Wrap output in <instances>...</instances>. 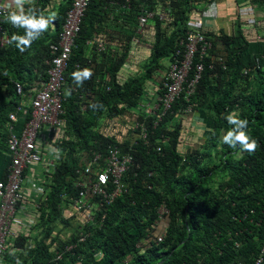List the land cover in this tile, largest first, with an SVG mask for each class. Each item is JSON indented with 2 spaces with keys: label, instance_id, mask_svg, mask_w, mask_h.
<instances>
[{
  "label": "trees",
  "instance_id": "1",
  "mask_svg": "<svg viewBox=\"0 0 264 264\" xmlns=\"http://www.w3.org/2000/svg\"><path fill=\"white\" fill-rule=\"evenodd\" d=\"M213 1L91 0L64 75L63 136L54 142L58 155L51 171L44 172L43 195L36 203L39 220L32 229L36 234H18L15 253H6L8 263L256 264L264 249V43L248 49L240 27L230 33L207 32L212 47L188 96L193 110L203 116V128L188 130L176 120L178 110L188 104L182 93L162 122L154 128L147 125L146 139L134 130L143 120L135 110L146 85L166 70L179 49L191 12ZM249 1L264 8V0ZM71 3L34 0L21 10L32 20L47 19L49 25L24 52L17 41L0 50V130L20 104L15 84L25 94L38 79L47 80L50 45L57 41ZM144 9L165 18L155 17L136 36ZM11 13L2 23L9 41L13 35H26L25 28L10 22ZM126 25L134 29L125 31ZM146 34L148 58L138 74L122 80V68L134 63L132 39ZM89 41L95 43L93 52ZM85 68L92 76L77 84L72 74ZM231 113L248 121L244 131L249 142H257L255 151L222 143L223 135L235 127L225 119ZM27 120L19 116L17 123L22 126ZM109 148L133 158L120 180L121 193L101 206L98 197L86 211L73 209L81 190L77 183L93 175L84 173L92 156L105 155ZM111 190L114 185L109 183ZM161 207L168 213L160 216ZM162 224L164 233L158 232ZM159 235L163 238L157 242Z\"/></svg>",
  "mask_w": 264,
  "mask_h": 264
},
{
  "label": "built area",
  "instance_id": "2",
  "mask_svg": "<svg viewBox=\"0 0 264 264\" xmlns=\"http://www.w3.org/2000/svg\"><path fill=\"white\" fill-rule=\"evenodd\" d=\"M90 2L91 0H72L58 33L57 41L50 45L52 58L49 62L47 80L31 100L29 112L23 111L21 106L16 107L18 112L23 111L22 114L28 117V120L19 133L15 132L13 127L10 128L7 143L10 162L5 178L0 179V256L5 251L8 241L17 238L19 232L23 230L19 221V208L25 201V194L22 190L23 175L28 167L43 160V154L36 150L40 133L47 130L48 134L54 136L63 126L64 75ZM11 12L12 9L0 0V50L9 43L2 23ZM198 14L194 21L188 22L186 37L179 42V49L166 64L162 92L156 93L153 97L144 92L138 101L135 111L141 115L143 120L135 124L134 130H139L141 139H146L147 125L151 124L154 128L162 122L166 113L180 99L182 93L186 94L185 99L188 103V96L193 94L201 79L204 70L202 61L208 55L212 42L211 38L206 36L208 31L205 21L200 13ZM155 17H158L160 21L165 18L161 13L144 9L137 19L138 34ZM16 91L18 95L22 94V87L19 84H16ZM178 111H183L185 114L192 113L193 105L188 103ZM8 119L15 123L18 121V115L11 113ZM157 150L159 151L160 148L158 147ZM132 162V156L121 153L118 148H109L105 155L94 154L91 163L84 170L85 174L92 173L93 175L86 176L85 180L77 183L81 190L72 208L77 211H86L88 205L95 206V199L98 197L100 199L97 206L112 201L121 193L123 186L120 180ZM90 166L94 167L93 170ZM109 183L114 185V190L107 191ZM259 262L260 260L257 264Z\"/></svg>",
  "mask_w": 264,
  "mask_h": 264
},
{
  "label": "crops",
  "instance_id": "3",
  "mask_svg": "<svg viewBox=\"0 0 264 264\" xmlns=\"http://www.w3.org/2000/svg\"><path fill=\"white\" fill-rule=\"evenodd\" d=\"M13 11H18L19 9L22 10L26 5L31 4L34 0H22V3L19 5V9L14 3V0H3ZM205 2H202L197 9H200L195 12H191L189 15V21H194L198 13L203 17L206 25V30L209 33L215 34L219 32L220 29L226 31L227 33H230L233 31V29L236 31L238 27H240L243 32L245 33L246 29H249V23L254 24V30L256 27L259 29V34L264 35V9L263 7H259L257 5H253L250 3L249 0H214L210 4L206 5ZM254 9V10H253ZM255 9H260L255 10ZM194 14V15H193ZM254 21V22H253ZM125 23V22H124ZM151 22H149L150 24ZM240 24V25H239ZM239 25V26H238ZM122 30V27L119 28ZM125 31H130V29H134L131 26L126 25L124 27ZM123 29V30H124ZM110 33H112L111 30H109ZM135 35L139 36L138 30L135 31ZM246 37V33L244 34ZM118 36V35H117ZM252 36V35H251ZM250 36V37H251ZM255 36H258L256 33ZM119 37V36H118ZM149 34H146V36H141V40L137 38H133L131 41V47L133 48V51H135L133 54L135 56H132V60L134 63H127L125 67L122 68V72L120 74V78L122 80L127 79L130 76H134L138 74L140 66L143 64V62L148 58V50L151 49L150 46V38ZM264 37V36H263ZM263 37L258 36L257 39L264 40ZM123 39H125L123 37ZM253 40V39H252ZM264 43V42H263ZM93 47V42L88 44V48L91 52V49ZM132 51V50H131ZM144 53L143 55H140V53ZM144 51V52H143ZM93 52V49H92ZM165 71L162 73V77L164 76ZM159 75H156V78H152L149 84L151 85L150 88H145V92H147L150 96H155V90L159 88ZM43 82L42 80L35 81L32 86L27 90V93L23 94L20 104L23 105L24 109L26 111L29 110L31 105V100L36 94V92L39 90V88L42 86ZM20 116V114H19ZM14 126L18 131H20L22 126L16 124L7 123L5 128L0 130V179L3 178L6 174L7 165L9 162V155L6 151V137L10 133V127ZM9 129V132L7 133ZM6 135V136H5ZM63 136V129H59L57 133L54 136H51L47 133V130H43L40 133V137L38 140V150L41 154L44 155V160L40 165H36V167L33 169H29L25 177L28 182H33L34 184H37V188L32 190V186L30 184H26V189L28 190L26 192V189L24 188L26 201L22 204L21 208L22 211L25 210L26 204H32L34 209L30 213V217L26 218V215L23 214V212L19 211V221L20 225H22L23 230L26 232V229H28L30 232L26 233L27 235H31L34 233L32 229L36 228V223L39 220L37 209V199L43 195L42 190L40 189V186L42 188V185L45 181L43 170L46 169L45 166H49V163L51 164L53 161L52 157L54 154V142L59 140L60 137ZM51 171V168L48 170V172ZM38 181V183L36 182ZM42 183V184H41ZM31 189V190H29ZM33 194L37 197L33 199Z\"/></svg>",
  "mask_w": 264,
  "mask_h": 264
},
{
  "label": "clouds",
  "instance_id": "4",
  "mask_svg": "<svg viewBox=\"0 0 264 264\" xmlns=\"http://www.w3.org/2000/svg\"><path fill=\"white\" fill-rule=\"evenodd\" d=\"M14 3H15V5L17 6V8L19 9V5L22 3V0H14ZM12 12H13V10H12ZM19 13L20 14H16V12H13V13H11V15L9 16V20H10V22L14 25V26H19V27H23V28H25L26 29V35L25 36H23V37H21V36H16V35H13L12 36V39L9 41V43H11L12 41H17L18 43H17V48L19 49V51L20 52H24L25 51V49L26 48H28V47H30L31 46V43L35 40V39H37L44 31H46L47 30V28H48V25H49V21L47 20V19H44L43 17H40V18H36L35 20H32V19H30V18H28V17H26L22 12H21V10L19 9ZM6 32V31H5ZM7 33V32H6ZM209 33V32H208ZM7 36H8V34H7ZM78 36V35H77ZM8 39H9V37H8ZM76 41V40H75ZM90 42V41H89ZM89 42H88V44H89ZM9 43H8V45H9ZM56 43V42H55ZM90 43H92V42H90ZM7 45V46H8ZM95 45V43L93 42V46ZM96 45H97V47H98V49H102L103 48V44H101L100 42H98V43H96ZM6 46V47H7ZM5 47V48H6ZM4 49V48H3ZM74 49V48H73ZM51 53V52H50ZM48 65H49V62L47 63ZM167 64V63H166ZM165 70H163V71H160V72H158V74L157 75H159V88L158 89H156L155 90V93L154 94H156V93H158V92H162V82H163V80H164V77H165V74H164V76L162 77V73L164 72ZM72 76H73V79H74V81L77 83V84H82L83 83V81L84 80H87V79H90L91 78V76H92V71H91V69H88V68H85V69H83L82 71H77V72H74L73 74H72ZM156 78V74L153 76V78ZM16 84H18V83H16ZM16 84H15V91H16ZM20 85V84H19ZM21 86V85H20ZM22 87V86H21ZM144 92H145V90H144ZM143 92V93H144ZM37 93V92H36ZM147 93V92H146ZM16 94H17V91H16ZM23 94H24V92H23V87H22V94H20V95H18V96H20V98H22V96H23ZM71 94V91L70 90H68L67 91V93H66V95H70ZM35 96V95H34ZM34 98V97H33ZM32 98V99H33ZM64 98V97H63ZM64 101V100H63ZM18 106H21L22 107V109H23V111H25V112H27L26 111V109H24V107H23V105L22 104H18L17 105V107ZM16 109V108H15ZM23 111H21V112H18L17 110H16V112H12V113H15L16 115H18V117H19V114H20V116L21 117H25L23 114H22V112ZM28 112H29V110H28ZM178 113V115H176L175 116V118L177 117V121H180L181 123H184V120L183 119H181L184 115H191L192 117H194V119L195 120H197V121H199V119H201V120H203V116L201 115V113L199 112V111H192V113H186L185 114V112H181V111H178L177 112ZM11 114V113H10ZM9 114V115H10ZM178 117H181V118H178ZM192 117H191V122H192ZM226 120H227V122H228V124H230V125H234L235 127L232 129V130H229L226 134H224L223 135V137H222V143H224V144H227L229 147H231V148H236V146L239 144L240 146H241V148H242V150L243 151H248V152H253V151H255V149L257 148V142L253 139V140H251V142H249V136L246 134V132L244 131V129H246L247 128V124H248V121L247 120H241V119H238L237 118V114L236 113H231V114H229L226 118H225ZM9 120V119H8ZM64 120V119H63ZM9 123H11V124H16L17 122H15V123H12L11 121H8ZM191 122L188 124V125H183L185 128H187L188 130L189 129H192L193 130V128L195 127V128H199V129H202L203 127H199V126H195V125H193V126H191ZM195 123H196V121H195ZM63 125H64V123H63ZM11 127H13V129L15 130V132H21V130L23 129V127H24V125H22V129L20 130V131H18L14 126H11ZM10 127V128H11ZM61 128H63V126L61 127ZM194 131V130H193ZM8 132H9V129H8ZM9 135H10V133H9ZM9 135L7 136V140H6V144H5V147H6V151H7V153H8V155H9V151H8V146H7V143H8V138H9ZM38 140H39V138H38ZM38 145H39V143L37 144V147H36V150L39 152V150H38ZM40 153V152H39ZM41 154V153H40ZM57 155H58V150L54 147V154H53V157H52V161L54 162V159H55V157H57ZM43 160H44V155H43ZM43 160L42 161H40V163H37V164H35V165H40L42 162H43ZM9 162H10V157H9ZM9 162H8V165H9ZM53 162L50 164L49 163V166H45L46 167V169L45 170H43L44 172H48V170L50 169V168H52V165H53ZM8 165H7V167H8ZM31 169H33V171H34V168H31ZM29 169H27L26 171H25V173H24V185H23V191H24V188L26 189V184H27V179H26V177H25V174H26V172L28 171ZM44 172H43V174H44ZM5 178V176L3 177V178H1V179H4ZM42 184V183H41ZM32 189V188H31ZM31 189H29V190H31ZM42 189V188H41ZM28 190L26 189V192H27ZM24 194H25V192H24ZM25 201H26V196H25ZM24 201V202H25ZM24 202H22L21 203V205H20V208H19V211H21V212H23L22 210V208H21V206H22V204L24 203ZM168 213V211L164 208V207H161L160 209H159V215L160 216H162V215H165V214H167ZM165 227H166V225H159L158 226V232H161V233H164V231H165ZM28 232H30L28 229H26V232L24 231V230H22V231H20L19 232V234L20 233H23L24 235H27L26 233H28ZM18 237V236H17ZM162 238H163V236L162 235H159L158 236V238H157V242H160L161 240H162ZM16 239V238H15ZM15 239L14 240H10V241H8V245H7V247H6V249H5V251L2 253V256H0V264H11V263H8L7 262V260H6V253H8V254H13V253H15V248L14 247H12L13 246V243L15 242ZM263 251V252H262ZM262 251H261V253H260V257L257 259V261L258 260H260V262H262V254L264 253V249H262ZM257 261H256V264H257ZM260 262L258 263V264H260Z\"/></svg>",
  "mask_w": 264,
  "mask_h": 264
},
{
  "label": "rangeland",
  "instance_id": "5",
  "mask_svg": "<svg viewBox=\"0 0 264 264\" xmlns=\"http://www.w3.org/2000/svg\"><path fill=\"white\" fill-rule=\"evenodd\" d=\"M256 24H257V22H255ZM254 24H252V23H249V29L247 30L246 29V31H245V33H246V35H247V37H246V39H247V41L250 43V45H249V48L248 49H251L252 48V46H254L253 44H257L258 42H264V40H259V39H257V37L258 36H260V37H263L264 35H262V34H259L258 32H259V29L256 27L255 29H257V31H255L254 30ZM264 26V25H263ZM258 34V36H255V34ZM252 35V36H251ZM251 36V37H250ZM253 39V40H252ZM263 39H264V37H263ZM261 47V46H260ZM167 61H164V64L166 63ZM139 70H140V68H139ZM160 72V71H159ZM150 84L148 83L147 85H146V87L147 88H150ZM191 115H184L182 118L181 117H178V118H181V119H183L184 120V123H183V125L185 126V125H188L190 122H191ZM195 119H194V117H192V122H191V125H194L195 124ZM196 125L197 126H199V127H203L204 126V124L202 123V122H200V121H198L197 123H196ZM195 125V126H196ZM188 139H190V138H188ZM191 140V139H190ZM37 183H38V181H36ZM28 184H30L31 186H32V190H34L35 188H37V184H34L33 182H27ZM40 189H41V186H40ZM35 196L37 197L38 195H36L35 194ZM35 196H34V194H33V199L35 198ZM34 209V207H33V205L32 204H26L25 205V210L23 211V214L24 215H26V218H28V217H30V213H31V211Z\"/></svg>",
  "mask_w": 264,
  "mask_h": 264
}]
</instances>
